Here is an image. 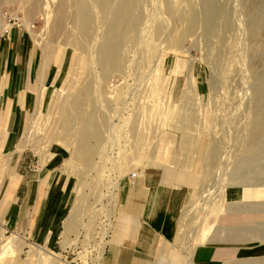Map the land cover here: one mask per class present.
<instances>
[{
  "label": "rangeland",
  "instance_id": "374dc122",
  "mask_svg": "<svg viewBox=\"0 0 264 264\" xmlns=\"http://www.w3.org/2000/svg\"><path fill=\"white\" fill-rule=\"evenodd\" d=\"M132 172L187 264H264V0H0V264H103Z\"/></svg>",
  "mask_w": 264,
  "mask_h": 264
},
{
  "label": "crops",
  "instance_id": "0c3cea01",
  "mask_svg": "<svg viewBox=\"0 0 264 264\" xmlns=\"http://www.w3.org/2000/svg\"><path fill=\"white\" fill-rule=\"evenodd\" d=\"M8 69L11 76L14 67L9 61L6 64V71ZM10 88L13 89L8 87ZM20 90L14 91L11 95L7 94L6 98L9 102L6 106H10L6 119L9 137L15 134L19 124L17 108L21 109L26 101ZM165 180L168 178L161 176L160 181L165 183ZM168 182L170 186L159 181L151 184L140 177L131 180L128 175L122 180L113 236L108 244L103 264H187L185 254L173 245L177 228L174 214L180 208L181 192L177 187L178 183L174 184L170 180ZM16 191L14 201L19 203L20 185ZM9 198L10 193L1 189L0 218L6 217L9 213L7 207ZM205 247L209 253L200 255L210 254L209 263H214L225 256L220 252L221 249L208 245Z\"/></svg>",
  "mask_w": 264,
  "mask_h": 264
},
{
  "label": "bare ground",
  "instance_id": "6f19581e",
  "mask_svg": "<svg viewBox=\"0 0 264 264\" xmlns=\"http://www.w3.org/2000/svg\"><path fill=\"white\" fill-rule=\"evenodd\" d=\"M207 1V0H206ZM210 2V1H209ZM215 2V1H214ZM215 5V4H214ZM211 6V5H210ZM227 11V10H226ZM215 14V13H214ZM210 17H212V16H210ZM217 18V17H216ZM114 25V24H113ZM215 31V30H214ZM106 58V57H105ZM95 111V110H94ZM259 124H260V122H259ZM259 126V125H258ZM263 126V125H262ZM257 127V126H256ZM259 129V128H258ZM13 243H15L14 245H17L18 244V241H16V240H14V239H11L10 240V242H8L6 245H5V247L4 248H7V249H10L11 248V244H13ZM41 254V253H40ZM192 261H193V259H189V261H188V264H191L192 263Z\"/></svg>",
  "mask_w": 264,
  "mask_h": 264
},
{
  "label": "built area",
  "instance_id": "2783aa9c",
  "mask_svg": "<svg viewBox=\"0 0 264 264\" xmlns=\"http://www.w3.org/2000/svg\"><path fill=\"white\" fill-rule=\"evenodd\" d=\"M131 180L137 179L139 176L136 172H132L130 175H128Z\"/></svg>",
  "mask_w": 264,
  "mask_h": 264
}]
</instances>
